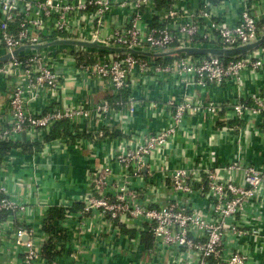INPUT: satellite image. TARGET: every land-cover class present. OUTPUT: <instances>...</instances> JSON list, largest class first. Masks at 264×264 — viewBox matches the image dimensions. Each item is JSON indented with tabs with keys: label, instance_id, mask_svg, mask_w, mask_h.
I'll return each mask as SVG.
<instances>
[{
	"label": "built area",
	"instance_id": "obj_1",
	"mask_svg": "<svg viewBox=\"0 0 264 264\" xmlns=\"http://www.w3.org/2000/svg\"><path fill=\"white\" fill-rule=\"evenodd\" d=\"M230 1L0 0V55L59 38L150 51L254 42L264 28V5L261 10L255 0H239L232 14ZM263 76L264 45L237 59L166 60L55 47L0 63V114L10 116L0 123V144L11 145L0 156V240L12 238L21 264H63L45 257L50 236L43 230L49 214L63 208L69 212L65 226L75 225L81 239L118 244L128 237L140 252L145 235L152 252L168 249L174 264H249L252 255L264 253V161L252 163L239 146L229 161H217L211 151L208 163L197 157L173 166L169 150L199 140L200 126L189 137V116L210 124L211 148L239 131L231 121L263 122L264 96L243 91L248 77ZM225 86L234 88L232 99L208 97ZM95 89L107 98L95 101ZM65 98L77 101L65 104ZM63 122L75 139L49 140ZM102 140L111 147L100 158L95 148ZM37 146L51 152L76 147L93 163L83 193L45 204L39 226L25 227L33 206L25 196L35 175L11 173L9 166L16 150ZM68 242H58V250L63 246L65 255L78 259L83 247Z\"/></svg>",
	"mask_w": 264,
	"mask_h": 264
},
{
	"label": "crops",
	"instance_id": "obj_2",
	"mask_svg": "<svg viewBox=\"0 0 264 264\" xmlns=\"http://www.w3.org/2000/svg\"><path fill=\"white\" fill-rule=\"evenodd\" d=\"M190 3V0H186ZM258 9H263L264 0H255ZM229 9L232 14L237 13L239 0H231ZM231 15V14H230ZM232 16V15H231ZM244 88V95L251 96L260 94L264 96V76L261 79L247 78ZM96 86V84L94 83ZM93 99L100 101L107 98V95L101 91L94 90ZM235 90L233 87L225 86L214 89L209 93L211 100L227 101L234 97ZM77 101L76 98H65V104H71ZM41 103L36 105L37 108ZM10 116L7 112L0 114V123H8ZM143 122H137L135 125L141 127ZM155 125V123H153ZM152 124V125H153ZM160 123H158L159 125ZM187 128L189 137L194 126H200L201 135L199 140L192 142V139L185 140L184 143H177L170 148L172 165H185L188 158H202L206 163L209 162L211 151L216 152L217 161H229L234 159L241 146L244 155L248 156L250 161L260 164L264 161V121L263 122H237L231 121L233 127L239 126V131H234L231 137H227L220 145L210 147L208 137L211 134L210 124L204 121L200 116H189L187 119ZM58 145L53 146L56 148ZM110 141H100L96 145L95 152L100 158L104 157L110 149ZM40 147H25V152L16 150L13 155L16 157L14 164L9 166L11 173H16L18 169L26 170L28 176L35 175V181H31V188L26 193V198L30 205L27 213V223L25 227H38L42 218L47 215L45 204L55 205L62 204L65 201L77 198L86 188L87 171L90 164L93 163L91 156L86 152H81L76 147H69L63 151H46ZM41 150L38 154L32 153L34 150ZM37 150V151H39ZM30 152V153H27ZM35 204V205H34ZM264 219V217H263ZM18 226V223H15ZM69 234V244L75 247L76 244L83 247V251L74 259L69 255H64L61 260L63 264H174L172 252L168 249L157 250L155 253L151 250V239L143 236L141 244L142 251H134L128 237H123L118 244L108 243L105 238L100 242H95L90 236L83 239L76 235V227L70 224L66 225ZM132 237L135 233L125 231ZM78 240V241H76ZM79 242V243H77ZM14 242L11 237H5L0 240V264H21L20 250L14 248ZM191 256L188 257V260ZM249 264H264V253L251 256Z\"/></svg>",
	"mask_w": 264,
	"mask_h": 264
},
{
	"label": "water",
	"instance_id": "obj_3",
	"mask_svg": "<svg viewBox=\"0 0 264 264\" xmlns=\"http://www.w3.org/2000/svg\"><path fill=\"white\" fill-rule=\"evenodd\" d=\"M264 45V28L261 31L259 38L249 44L235 47V48H223V47H211V46H194V47H181L176 49L164 50V51H150L135 48H123L116 47L108 44H101L97 40L84 41L74 38H59L37 45L22 46L15 49L12 53H4L0 55V63H5L12 59V57H18L24 52H40L45 49L55 47H68L77 50V52L96 51L100 53H109L115 56L132 55L135 57H143L148 59L166 60L173 56L178 55H191V56H216L225 59H237L242 57L253 50L260 48Z\"/></svg>",
	"mask_w": 264,
	"mask_h": 264
},
{
	"label": "trees",
	"instance_id": "obj_4",
	"mask_svg": "<svg viewBox=\"0 0 264 264\" xmlns=\"http://www.w3.org/2000/svg\"><path fill=\"white\" fill-rule=\"evenodd\" d=\"M199 57V56H197ZM72 128L69 122H63L58 124L55 131L49 137V140H54L60 137H69L75 139L72 136ZM11 145L9 143L0 144V156H4L8 151H10ZM80 204H76L73 210H78ZM71 212V211H70ZM68 211L63 208L54 209L51 214H49L47 221L44 224V232L49 234L50 238L44 248L45 257L52 261L58 258H62L67 252L62 246L58 250V242H66L69 238L68 230L65 226V220L68 215Z\"/></svg>",
	"mask_w": 264,
	"mask_h": 264
}]
</instances>
